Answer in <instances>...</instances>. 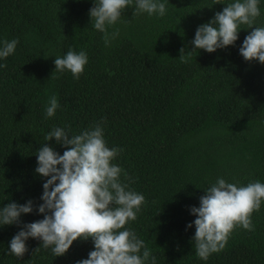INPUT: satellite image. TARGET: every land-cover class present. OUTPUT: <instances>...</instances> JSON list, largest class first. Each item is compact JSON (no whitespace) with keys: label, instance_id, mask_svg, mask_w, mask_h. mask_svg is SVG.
Listing matches in <instances>:
<instances>
[{"label":"trees","instance_id":"obj_1","mask_svg":"<svg viewBox=\"0 0 264 264\" xmlns=\"http://www.w3.org/2000/svg\"><path fill=\"white\" fill-rule=\"evenodd\" d=\"M94 2L0 0V48L19 41L0 59V208L43 202L47 178L35 172L37 150L45 143L61 155L66 150L45 140L53 128L71 136L103 121L107 146L123 149L112 161L127 173L121 182L145 197L125 228L145 242L156 264H264V201L252 214L254 230L236 228L206 261L195 252L194 223L187 227L197 218L191 207L218 178L264 183V64L239 53L252 29L241 25L234 46L187 56L197 28L235 0H160L163 17L134 16L133 0L108 29L120 33L110 47L91 23ZM258 7L254 26L264 27V0ZM181 48L187 62L179 59ZM69 49L88 56L78 80L54 71L55 58ZM52 96L60 107L46 117ZM41 219L34 208L20 225L0 227V264H76L94 250L91 238L78 239L55 257L29 238L22 259L11 255L10 241L23 224Z\"/></svg>","mask_w":264,"mask_h":264},{"label":"clouds","instance_id":"obj_2","mask_svg":"<svg viewBox=\"0 0 264 264\" xmlns=\"http://www.w3.org/2000/svg\"><path fill=\"white\" fill-rule=\"evenodd\" d=\"M133 4V0H95L89 10L95 30L103 33L105 47L119 36V29L109 32V27L120 22L122 13ZM215 4H221L215 0ZM259 0H235L214 17L200 25L191 41L192 52L203 49L213 53L217 49L234 46L238 40L241 25L252 29L239 48L245 61L253 60L264 64V27H255L260 16ZM166 4L160 0H135L133 15L147 13L163 17ZM18 40L5 41L0 48V59L7 58L16 50ZM179 59L187 62L185 49H180ZM88 63L87 53L72 49L54 60L55 72L68 71L79 79ZM60 107L58 98L52 96L46 107V117H53ZM103 121L77 135H69L64 128L55 127L45 140L63 146L61 155L53 147L43 144L37 150L35 172L43 178V201L38 206L32 200L25 204L8 203L0 208V227L20 225L22 214H30L34 208L43 219L23 224L21 230L11 239L9 253L22 259L28 251L29 238L42 241L40 247H51L55 257L63 256L73 242L91 238L94 250L87 259L76 264H156V257L145 242L125 225L137 219V213L145 203V197L129 189L121 182V175L127 173L112 161L123 151L118 147L109 148L104 139ZM200 197V206L191 207L197 218L188 228L195 225L192 237L195 252L201 260H207L213 253L222 251L232 232L242 227L253 231L252 214L261 208L264 201V183L249 182L246 186L228 183L218 178ZM123 229V230H121ZM34 250L38 251L39 248ZM143 249V251H141Z\"/></svg>","mask_w":264,"mask_h":264}]
</instances>
